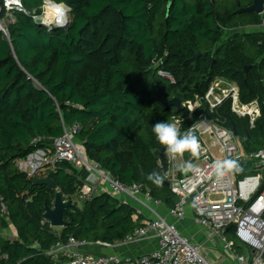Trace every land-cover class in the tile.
I'll return each mask as SVG.
<instances>
[{
  "label": "trees",
  "instance_id": "1",
  "mask_svg": "<svg viewBox=\"0 0 264 264\" xmlns=\"http://www.w3.org/2000/svg\"><path fill=\"white\" fill-rule=\"evenodd\" d=\"M45 1L22 0L26 11L15 13L8 36L0 30V229L12 224L18 232L16 241L1 239L8 259L0 264H50L45 253L59 240L114 244L144 224L133 206L108 193L70 210L60 232L44 218L58 191L75 197L82 185L75 168L60 163L50 173L53 190L34 186L17 161L50 147L75 124L81 127L75 141L89 161L168 208L178 198L158 180L168 181L170 167L152 126L188 114L183 106L167 109V102L204 97L218 79L234 83L243 103H259L254 128L232 112L231 100L217 116L204 104L184 127L201 114L219 117L236 129L245 152L264 149V31L247 30L259 27L264 13H237L254 0H51L70 9L62 27L37 24L27 14L41 15ZM254 173L240 166L237 174ZM226 235L237 243L235 226Z\"/></svg>",
  "mask_w": 264,
  "mask_h": 264
},
{
  "label": "built area",
  "instance_id": "2",
  "mask_svg": "<svg viewBox=\"0 0 264 264\" xmlns=\"http://www.w3.org/2000/svg\"><path fill=\"white\" fill-rule=\"evenodd\" d=\"M49 3L59 6L51 0H46L44 5L48 12L51 11ZM44 5L42 14L34 19H42L45 23L58 27L59 23L55 22L58 19L56 16L53 21L48 22ZM23 11L26 10L22 0H0V30L6 36L8 23L14 20L16 12ZM67 20L68 12L64 22L60 24L66 25ZM259 28L264 31V22ZM159 74L172 83L175 82L170 73L161 70ZM228 100H231L232 112L240 118L247 117L251 128H254L261 116L259 103L257 101L243 103L239 87L223 79L216 80L204 97L196 96L195 99L182 104L188 114L186 118L174 119L181 133L193 126L201 150L198 158L192 157L189 152L175 157L166 154L165 158L170 167L166 172V178L173 194L178 198L173 208L167 207L168 215L177 221H183L187 206L192 203L197 221L215 233L233 255L238 244L252 250L253 255L250 258L236 255L239 264H264V149L245 152L239 138L232 129L223 124L224 121L221 122L219 117L212 118L207 114H201L196 122L187 128L184 127L186 121L194 120V116L204 104L208 106L211 114L217 116L220 108ZM80 128L78 124L66 128L62 137L51 140L50 147H40L26 159L18 160V170L28 179L34 180L59 171V164L63 160H67L75 169H84L87 173L85 176H77L82 185L72 200L90 201L101 191L102 184H106L108 194L117 198L120 204L143 207L154 217L146 219L141 227L120 244L128 245L145 238H155L158 245L150 253L125 260L119 256L90 255L81 250V247L88 245L112 247L115 244L79 242L74 238L68 242L59 240L45 253L50 264H209L201 255L199 247L182 236L175 225L170 224L154 210L152 205H163L162 202L154 200L149 193L143 192L140 186L123 185L104 172L98 164L89 161L84 145L75 141L74 136ZM41 140L37 139L35 142H42ZM223 159L237 161L238 168L217 175L213 164ZM178 160L182 165H177ZM189 163L194 167L190 169ZM240 166L249 167L255 173L240 178L237 174ZM2 212L9 223V212L4 205ZM231 226H235L237 243L227 238V230ZM1 239L0 237V244ZM6 259L7 255L2 254L0 250V260Z\"/></svg>",
  "mask_w": 264,
  "mask_h": 264
},
{
  "label": "crops",
  "instance_id": "3",
  "mask_svg": "<svg viewBox=\"0 0 264 264\" xmlns=\"http://www.w3.org/2000/svg\"><path fill=\"white\" fill-rule=\"evenodd\" d=\"M61 5L65 6V4ZM67 8L70 11L69 7ZM36 16L39 15L35 14L33 18ZM43 23L46 24L44 21ZM247 30L250 32L262 31L259 27H248ZM180 164L182 165V162H177L178 166H180ZM75 171L76 174L80 176H85L87 173L84 169H75ZM105 193H108V187L103 183L101 191H99L96 196H101ZM152 206L159 215H161L163 218H166L170 224L175 225L182 236L186 237L193 245L200 248L201 255L209 264H239L236 260V255H243L247 258H250L253 255V252L250 248L241 244H238V249H236L235 255L228 251L225 248V244L215 233L203 227L197 221L192 203L188 204L186 217L183 221H177L176 219L170 217L168 215L167 207L164 204ZM133 207L139 211L138 215L145 218V220L149 219L150 217L154 218L145 208L138 206ZM55 230L60 232V229ZM0 237L6 241H16L18 240V232L16 228L10 224L8 228L0 229ZM114 244L115 245L112 247L88 245L86 247H81V250L85 253L95 256H119L125 260H132L152 252L158 245L155 238H145L141 241L128 245H121L120 242Z\"/></svg>",
  "mask_w": 264,
  "mask_h": 264
},
{
  "label": "water",
  "instance_id": "4",
  "mask_svg": "<svg viewBox=\"0 0 264 264\" xmlns=\"http://www.w3.org/2000/svg\"><path fill=\"white\" fill-rule=\"evenodd\" d=\"M257 13L258 15H262L264 13V0H254L253 4L250 7L247 8H241L237 13ZM27 14L31 17L35 16V11L33 9L27 10ZM37 24H44L42 19H36ZM64 25V24H63ZM62 24H59L58 27H62ZM251 69V66H247L245 68V71L248 72ZM167 109L176 108L177 110H182L181 100L179 99H173L166 103ZM63 106L60 107L62 109ZM233 132L236 137H238V133L236 129H233ZM62 163L68 164L67 160H63ZM158 180L166 185L167 187H170V183L168 181L162 180L158 178ZM34 186H47L53 190H57L58 187L56 183L54 182L53 178L51 176H47L44 178H36L33 180ZM264 189V185H263ZM70 210L73 211H79V208L77 207L76 203L72 199H66L65 196L58 191L56 193L55 199H54V205L53 207H50L49 205H46L44 207V218L50 223V226L53 229H64L67 225L65 221V216L69 213Z\"/></svg>",
  "mask_w": 264,
  "mask_h": 264
},
{
  "label": "clouds",
  "instance_id": "5",
  "mask_svg": "<svg viewBox=\"0 0 264 264\" xmlns=\"http://www.w3.org/2000/svg\"><path fill=\"white\" fill-rule=\"evenodd\" d=\"M152 131L159 144L164 146L166 154L175 157L183 156L185 152H189L192 157H199L201 145L195 135L193 126L186 132L181 133L177 123L157 122L152 126ZM188 167L191 169L194 166L189 163ZM213 168L217 175H223L227 171L237 169L238 163L232 159L217 160L214 162Z\"/></svg>",
  "mask_w": 264,
  "mask_h": 264
},
{
  "label": "bare ground",
  "instance_id": "6",
  "mask_svg": "<svg viewBox=\"0 0 264 264\" xmlns=\"http://www.w3.org/2000/svg\"><path fill=\"white\" fill-rule=\"evenodd\" d=\"M50 9L53 10V14L58 18L55 22L63 23L66 19V11L64 5L55 6V4L49 3ZM58 21V22H57Z\"/></svg>",
  "mask_w": 264,
  "mask_h": 264
},
{
  "label": "rangeland",
  "instance_id": "7",
  "mask_svg": "<svg viewBox=\"0 0 264 264\" xmlns=\"http://www.w3.org/2000/svg\"><path fill=\"white\" fill-rule=\"evenodd\" d=\"M44 8L46 9V5H44ZM65 11H66V14H67V12H69V10H68V8L66 6H65ZM46 13L47 14H45V15H48V18H49L48 19V22L49 21L51 22V21H53L55 19V15L53 14V11L52 10L48 12V10L46 9ZM45 15H43V16H45ZM46 24L49 25V26H54V25H52L50 23H46ZM178 162L180 163L181 161L178 160ZM215 199H220V197H215ZM74 203H76V205H77V207L79 209H82L83 208V202L77 201L76 199H74ZM59 231H61V230H59Z\"/></svg>",
  "mask_w": 264,
  "mask_h": 264
}]
</instances>
